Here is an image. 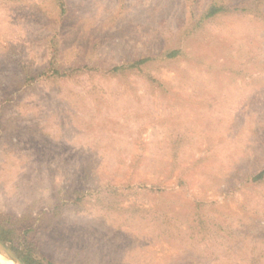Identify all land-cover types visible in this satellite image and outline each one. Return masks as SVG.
<instances>
[{
	"label": "rangeland",
	"instance_id": "1",
	"mask_svg": "<svg viewBox=\"0 0 264 264\" xmlns=\"http://www.w3.org/2000/svg\"><path fill=\"white\" fill-rule=\"evenodd\" d=\"M209 1L0 0V210L56 264H264V2Z\"/></svg>",
	"mask_w": 264,
	"mask_h": 264
},
{
	"label": "trees",
	"instance_id": "2",
	"mask_svg": "<svg viewBox=\"0 0 264 264\" xmlns=\"http://www.w3.org/2000/svg\"><path fill=\"white\" fill-rule=\"evenodd\" d=\"M53 3H55L56 8L59 11L60 18H64L65 15L68 13V2L67 0H52ZM254 1H258L257 5L260 3H263L264 0H252L250 3ZM233 5V4H232ZM247 3H240L235 4L234 6H230L226 3V0H210L207 4V6L203 9L200 14H198L195 25H201L203 22L216 18L218 15H220L222 12H229L231 9H250L247 6ZM56 35H58V32H54L50 39L52 38L54 40V48L52 51V58L49 62L48 67L45 70H42L41 76L47 77L53 81L60 82L62 80L63 75H65L64 71L68 70H76L79 71L80 67L82 69H85L87 66V63H83L82 58H75L70 62V64H67L66 66L61 62L62 56H63V47H62V40L61 38H56ZM56 40H55V38ZM179 51L173 50L171 51H163V53L169 54V57H175V55H178ZM154 56L151 55H144L138 59H134L133 61H130L125 64V69H132V67H137L138 71L141 73H147L146 71V64L150 62ZM82 61L81 64H79ZM145 65V66H144ZM104 69V73L106 76H110V73H113L115 70H124L123 67L116 66L113 69ZM71 74V73H70ZM68 74V75H70ZM72 75V74H71ZM264 179V168L261 169L259 172H256L251 176V180L253 182H258ZM148 185L145 182L139 181V182H127L122 187L117 186H101L99 187V190L101 189H112L116 193L120 191V193H130L133 195L135 193V190L137 189H143L147 188ZM121 189V190H120ZM77 194H80L84 191H86V188L82 190H78ZM91 191V189H90ZM30 218V215L28 213H24L21 215L8 213L0 210V239L5 241L12 249H14L25 261L27 264H56L53 262L51 257L47 255L46 252H44L40 246L37 239L31 234V227L26 226L27 219ZM39 220H36L35 222H30V224L33 223H39ZM29 224V225H30ZM1 264V263H0Z\"/></svg>",
	"mask_w": 264,
	"mask_h": 264
},
{
	"label": "water",
	"instance_id": "3",
	"mask_svg": "<svg viewBox=\"0 0 264 264\" xmlns=\"http://www.w3.org/2000/svg\"><path fill=\"white\" fill-rule=\"evenodd\" d=\"M0 254L6 257L13 264H27L26 261L5 241L0 239Z\"/></svg>",
	"mask_w": 264,
	"mask_h": 264
},
{
	"label": "bare ground",
	"instance_id": "4",
	"mask_svg": "<svg viewBox=\"0 0 264 264\" xmlns=\"http://www.w3.org/2000/svg\"><path fill=\"white\" fill-rule=\"evenodd\" d=\"M0 263L1 264H13L11 261H9L6 257L0 254Z\"/></svg>",
	"mask_w": 264,
	"mask_h": 264
}]
</instances>
